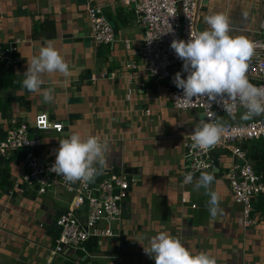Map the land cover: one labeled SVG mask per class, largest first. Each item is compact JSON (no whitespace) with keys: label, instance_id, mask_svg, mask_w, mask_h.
I'll return each mask as SVG.
<instances>
[{"label":"crops","instance_id":"1","mask_svg":"<svg viewBox=\"0 0 264 264\" xmlns=\"http://www.w3.org/2000/svg\"><path fill=\"white\" fill-rule=\"evenodd\" d=\"M256 1L255 22L241 26L236 20L230 21L232 35L249 40L262 35L264 0ZM212 2L201 13L203 30L208 27L205 17L217 9L216 0ZM91 5L103 8L115 29V43L85 41L91 31L87 13ZM46 21L55 24L56 34L52 37L49 26L39 32ZM142 38L143 29L136 21L133 4L120 0H0V52L19 39L21 57V63L15 66L0 62V141L5 138H1L2 132L22 122L32 125L36 115L48 112L51 119L63 124L70 120V132L82 138L92 135L109 141L98 178L110 172L127 175L126 168L137 170L132 176L139 178L131 184L126 216L112 223L119 238L94 237L98 248L88 249L89 254L79 252L82 264H155L144 247H149L150 238L160 231L180 238L194 254L211 252L217 264H264V194L255 202L258 223L245 228L242 206L234 199L226 178L233 161L228 149L218 150L215 155L220 166L209 172L215 175L212 190L220 195L222 214L212 218L206 190L197 191L194 185L184 184V136L194 131L203 112L174 109L171 84L149 76L141 54ZM46 41H51L65 58L71 73L68 77L44 74L42 89H54L52 103L22 86L27 60L38 55ZM129 62L137 67L127 69ZM126 75L136 76L133 83ZM71 98L81 100L70 102ZM218 115L222 122L243 120L242 113L236 114V119ZM32 133L43 141L40 160L56 158L59 140L65 138L62 132L33 128ZM238 145L251 161L250 155L264 157V138ZM5 159L11 160V180L16 182L24 163L16 164L20 156L14 152ZM199 176L195 174L194 180ZM74 196L63 187L40 193L26 185L10 190L0 184V264H74L77 259L52 252L60 231L51 228L58 215L69 209Z\"/></svg>","mask_w":264,"mask_h":264},{"label":"built area","instance_id":"2","mask_svg":"<svg viewBox=\"0 0 264 264\" xmlns=\"http://www.w3.org/2000/svg\"><path fill=\"white\" fill-rule=\"evenodd\" d=\"M2 1V0H1ZM124 4L134 6L136 21L143 29L141 54L147 65L149 76L157 82H168L173 87L172 102L178 112L196 109L206 113L210 110L213 118L219 120L225 128L221 141L207 153L191 148L190 136H184L183 148V172L201 174V171H212L215 165L213 157L215 150L228 149L233 156V161L226 171L234 199L242 206V224L250 228L258 223V217L254 214L256 199L264 194V177L258 173L253 162L249 159L245 150L238 143L264 138V114L250 120L238 122H222L219 113L226 115L224 109L215 102L209 109L207 97L185 105L183 90L174 83L175 74L182 72L183 78H187V72L183 71V64L171 48L174 39L187 41L190 31L198 30L197 6L198 0H120ZM88 17L91 23V41L97 45H110L116 41V32L106 16L103 8L98 5L88 7ZM200 21V20H199ZM255 43V54L252 57L247 76L251 83L264 86V31L262 35L250 39ZM19 39L13 41L9 47L1 50L0 60L7 66H15L21 63L18 54ZM127 69L136 68L132 62L125 65ZM136 76L126 75L130 83ZM181 97V98H178ZM195 99V98H194ZM194 105V106H193ZM242 107L236 114L244 113ZM64 125L60 121L51 119L48 112L36 115L30 125L22 122L8 129V134L0 141V155L6 156L19 148H28L26 159L23 162L14 189L22 185L33 187L40 193L63 187L75 196L66 211L58 218V225L62 227L56 237L53 250L54 254H64L77 260L74 264H82L78 253L89 254L87 242L97 237L118 238L119 232L112 227L113 222H120L123 218V203L129 197L131 181L124 173H104L88 183H69L62 176L51 172L50 168L55 163V158L42 162L34 150L42 147L43 141L39 135L31 134L32 129L37 131L56 129L62 132ZM190 135V134H188ZM197 161H203L208 165L207 169H195L193 165ZM242 161V162H240ZM85 209H81L82 205Z\"/></svg>","mask_w":264,"mask_h":264},{"label":"clouds","instance_id":"3","mask_svg":"<svg viewBox=\"0 0 264 264\" xmlns=\"http://www.w3.org/2000/svg\"><path fill=\"white\" fill-rule=\"evenodd\" d=\"M247 17V13L244 14ZM207 29L190 31L187 41L174 39L171 48L178 58L184 61L183 71L175 74V85L183 90L185 105L200 97H207L209 109L212 102L220 105L226 115L236 119L237 109H245L241 119L249 120L264 114V86L250 82L247 72L254 56L256 45L243 35H232L231 22L222 12L205 17ZM27 71L23 74L22 86L32 93L42 95L44 102H54V89L44 88V74L59 73L68 77L69 64L51 41H46L38 55L27 60ZM195 98V99H194ZM194 106V105H193ZM207 119L203 117L190 135L191 148L207 153L218 145L225 131L224 125L213 118L209 110ZM185 136V137H186ZM109 141L99 136L82 138L80 134L69 132L59 140L55 150V163L50 171L62 176L69 183H88L94 180L105 164ZM193 167L197 170L207 169L203 161H197ZM215 175L201 171L198 179L194 173L187 172L184 184L194 185L195 190L204 188L210 197L208 208L212 218L222 214L220 195L212 190ZM145 254L155 260V264H217V259L208 251L192 253L184 246L181 239L167 231H160L152 236Z\"/></svg>","mask_w":264,"mask_h":264},{"label":"water","instance_id":"4","mask_svg":"<svg viewBox=\"0 0 264 264\" xmlns=\"http://www.w3.org/2000/svg\"><path fill=\"white\" fill-rule=\"evenodd\" d=\"M82 1H85V0H82ZM212 3H213L212 0H198V6H197L198 30H203V23L201 21H199L201 19V17H202L201 16L202 11H207L209 9L210 4H212ZM81 36H83V35H81ZM85 41H87V43L89 44V42H91V37L90 36L86 37ZM73 100L74 101H80L81 98H76V99L75 98H71V99H69L70 102H72ZM202 116L205 117V114L203 113ZM63 125H64V127L62 129V136L65 137V135L70 132V120H65ZM63 130H64V132H63ZM2 134H4V135H1V138L6 137L7 134H8V131H4V132H2ZM42 149H43L42 147H39L38 149H36L34 151L38 154ZM27 151H28V148H19V149L16 150L18 156H20V159L16 161V164L25 161L26 155H27ZM213 157L215 159L216 167H219L220 166V160L217 158V156L215 154L213 155ZM5 160H6L5 156L4 155H0V165L4 164ZM41 160H42V162H45V159H41ZM240 162H242V161H240ZM124 166L126 167L127 165L124 164ZM124 171H125V173L127 174V176L129 178H131V177L139 178V175H136V174L134 176H132L133 173L137 172L136 169L126 168ZM131 184H132V181H131ZM130 200H131V198L127 197V199L123 203V216H126V213H127V210H128L126 208V204ZM85 208H86V205L85 204L82 205L81 209H85ZM58 216H61V213ZM54 227H58L59 231L62 230V227L58 225L57 221H53L51 223V228H54ZM120 240H123V237H120Z\"/></svg>","mask_w":264,"mask_h":264},{"label":"rangeland","instance_id":"5","mask_svg":"<svg viewBox=\"0 0 264 264\" xmlns=\"http://www.w3.org/2000/svg\"><path fill=\"white\" fill-rule=\"evenodd\" d=\"M216 3L217 9H213L215 13H224L230 21L236 20L237 24L241 26L255 22V17L258 15L254 9L256 0H216ZM227 10H229L228 13ZM245 13H247V17H245ZM201 22L204 24V15L201 17Z\"/></svg>","mask_w":264,"mask_h":264},{"label":"trees","instance_id":"6","mask_svg":"<svg viewBox=\"0 0 264 264\" xmlns=\"http://www.w3.org/2000/svg\"><path fill=\"white\" fill-rule=\"evenodd\" d=\"M46 26H49L52 28L53 32L50 33V37L54 36L56 34L55 32V24L52 22V21H46L44 24L41 25L40 29H39V32ZM48 35V34H47ZM48 35V36H49ZM0 62L2 63V65H6L3 61L0 60ZM1 76H2V73H1ZM2 83V82H1ZM1 86V85H0ZM31 134H33L31 132ZM35 135V134H34ZM14 153L17 154L16 151H14ZM214 154H216L218 156V150H215L214 151ZM18 155V154H17ZM252 161L254 160L256 163H253L256 164V166L254 165V167H256L255 169L257 170V172H262L264 173V160L263 158L264 157H260L258 154H255V155H250ZM14 157L11 158V160H13ZM11 160L7 161L6 160V163L1 166L0 168V171H1V186L4 187V188H8V189H14L15 187V182L14 180H11V164L9 162H11ZM262 199H264V196H262ZM262 208H264V204L262 206ZM87 248L90 250H94V249H97L98 248V241L96 238L93 237V239L89 240L87 242ZM82 252V251H81Z\"/></svg>","mask_w":264,"mask_h":264}]
</instances>
